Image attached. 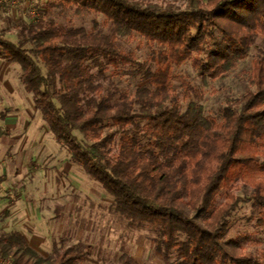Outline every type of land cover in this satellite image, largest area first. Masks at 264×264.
<instances>
[{
  "label": "trees",
  "instance_id": "1",
  "mask_svg": "<svg viewBox=\"0 0 264 264\" xmlns=\"http://www.w3.org/2000/svg\"><path fill=\"white\" fill-rule=\"evenodd\" d=\"M36 1L44 14L21 24L18 43L0 35V59L20 67L54 139L114 200L126 228L152 234L164 264H264L245 247L248 238L227 241L243 202L239 184L252 188L264 223V0ZM59 8L102 22L90 31L66 26L52 17ZM125 38L141 39L148 68ZM254 47L252 90L228 99L221 120L175 74L190 63L203 81L223 80ZM132 70L146 85L130 93L118 80ZM178 90L197 101L184 110ZM30 167L34 175L38 166ZM0 253L12 264H83L91 256L70 247L43 260L20 233L1 235ZM118 264H137L125 245Z\"/></svg>",
  "mask_w": 264,
  "mask_h": 264
},
{
  "label": "rangeland",
  "instance_id": "2",
  "mask_svg": "<svg viewBox=\"0 0 264 264\" xmlns=\"http://www.w3.org/2000/svg\"><path fill=\"white\" fill-rule=\"evenodd\" d=\"M44 2L0 0V35L18 43L21 24H31L45 12ZM159 4H165L159 2ZM176 6L184 9L185 2ZM35 11L37 17L32 15ZM42 17V16H41ZM52 17L59 23L90 31L99 17L79 16L74 10L57 9ZM124 47L147 64L148 49L140 38L122 39ZM141 43V44H140ZM262 41L257 42L260 46ZM254 47L226 78L203 81L188 63L176 75L188 77L202 96L207 115L221 120L228 99L240 100L252 90ZM43 74L47 70L37 59ZM148 64L146 68H148ZM132 70L118 80L130 93L145 86L143 75ZM125 74V73H124ZM178 88V84H174ZM178 102L184 110L191 101L178 90ZM81 140L82 136L76 134ZM38 166L31 174V164ZM235 195L243 202L230 221L227 241L245 237V246L256 256H264V223L260 212L249 201L252 188L239 184ZM20 233L43 260L70 247L91 250L83 264H118L125 245L137 264H164L155 249L153 235L129 231L114 213V200L103 187L74 164L67 149L54 139L42 115L35 109L33 96L22 84L18 65L0 59V236Z\"/></svg>",
  "mask_w": 264,
  "mask_h": 264
},
{
  "label": "built area",
  "instance_id": "3",
  "mask_svg": "<svg viewBox=\"0 0 264 264\" xmlns=\"http://www.w3.org/2000/svg\"><path fill=\"white\" fill-rule=\"evenodd\" d=\"M4 2H5L6 4H10V3H15L16 0H4ZM32 15L35 16V17H37V14H36L35 11L32 12ZM37 19H38V18H36L35 20H37ZM0 264H12V262H11V260H9V259H5V258H3L2 255H1V253H0Z\"/></svg>",
  "mask_w": 264,
  "mask_h": 264
}]
</instances>
